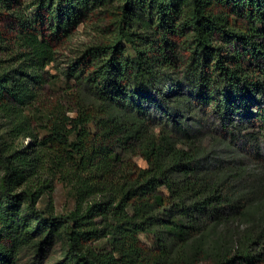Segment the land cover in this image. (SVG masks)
Segmentation results:
<instances>
[{"label":"trees","instance_id":"trees-1","mask_svg":"<svg viewBox=\"0 0 264 264\" xmlns=\"http://www.w3.org/2000/svg\"><path fill=\"white\" fill-rule=\"evenodd\" d=\"M212 117L264 137V0H0V264H264V163L208 146ZM55 179L66 215L38 207Z\"/></svg>","mask_w":264,"mask_h":264},{"label":"rangeland","instance_id":"rangeland-1","mask_svg":"<svg viewBox=\"0 0 264 264\" xmlns=\"http://www.w3.org/2000/svg\"><path fill=\"white\" fill-rule=\"evenodd\" d=\"M32 1L33 0H26L28 4ZM94 38L95 32L91 29L90 24H84L80 26L76 30V34L69 42L67 48L60 52L59 59L55 67L50 66L49 69L53 73L59 74L68 64V62L74 56H76L77 53H79L81 48L85 44L92 41ZM63 84L60 82L57 83L54 87H50L48 95L53 97L52 100H55V98L66 100L64 97L66 96V86H64ZM34 121H36V125L39 124V119H36V117H34ZM207 122L208 123L203 130L204 134L207 135L213 132V135L215 134V136L218 137L217 139L206 137V144L208 146L213 147L214 142L221 143L222 141L224 142V146H220V144H217L219 147H215L219 149L221 153L226 152V154L228 155L230 153H234L238 155L240 160H242V164L247 166L251 171L259 170V167H261L264 163V137H260V139L255 142H248L247 139H245L243 136H241L239 139H235L230 135H225L222 130L220 131V126L217 125V123L215 125L213 117L210 118V121ZM28 142L29 139L23 141V144L27 145ZM136 161L143 167L147 166L146 162L140 157H137ZM50 200L51 202H53L54 208L58 215H66L68 212L73 210L75 204L74 197L70 192L68 186L65 185L64 182L60 181V179L54 180L52 194L47 193L38 203V207L40 208V210L44 211L48 206ZM141 238L143 239V241L151 245L152 242L150 238L145 236H142ZM97 246L100 248H106L107 241L101 240ZM61 251L62 248L61 245H59L57 250L53 252V256H36L32 253L23 252L19 264H54V262L61 258Z\"/></svg>","mask_w":264,"mask_h":264}]
</instances>
